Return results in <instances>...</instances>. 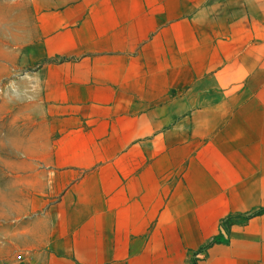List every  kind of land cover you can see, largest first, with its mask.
Wrapping results in <instances>:
<instances>
[{"label":"crops","instance_id":"obj_1","mask_svg":"<svg viewBox=\"0 0 264 264\" xmlns=\"http://www.w3.org/2000/svg\"><path fill=\"white\" fill-rule=\"evenodd\" d=\"M9 3L0 260L264 264V0Z\"/></svg>","mask_w":264,"mask_h":264},{"label":"rangeland","instance_id":"obj_2","mask_svg":"<svg viewBox=\"0 0 264 264\" xmlns=\"http://www.w3.org/2000/svg\"><path fill=\"white\" fill-rule=\"evenodd\" d=\"M9 4V0H0V153L10 152V120L15 118L16 105L25 103V97H17L16 91L11 89L12 81L15 82V74L11 73V62L21 54L8 46ZM6 179L8 178L0 176L2 185Z\"/></svg>","mask_w":264,"mask_h":264},{"label":"built area","instance_id":"obj_3","mask_svg":"<svg viewBox=\"0 0 264 264\" xmlns=\"http://www.w3.org/2000/svg\"><path fill=\"white\" fill-rule=\"evenodd\" d=\"M17 259H18V260H21V259H22V257H21V256H17ZM0 264H8V263H7V262H5V261H1V262H0Z\"/></svg>","mask_w":264,"mask_h":264},{"label":"trees","instance_id":"obj_4","mask_svg":"<svg viewBox=\"0 0 264 264\" xmlns=\"http://www.w3.org/2000/svg\"><path fill=\"white\" fill-rule=\"evenodd\" d=\"M228 223H225L224 225L227 226Z\"/></svg>","mask_w":264,"mask_h":264}]
</instances>
